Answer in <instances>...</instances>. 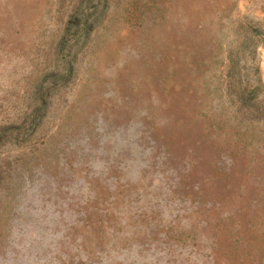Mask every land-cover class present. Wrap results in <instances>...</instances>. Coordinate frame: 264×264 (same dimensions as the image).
Returning <instances> with one entry per match:
<instances>
[{
  "label": "rangeland",
  "instance_id": "rangeland-1",
  "mask_svg": "<svg viewBox=\"0 0 264 264\" xmlns=\"http://www.w3.org/2000/svg\"><path fill=\"white\" fill-rule=\"evenodd\" d=\"M0 264H264V0H0Z\"/></svg>",
  "mask_w": 264,
  "mask_h": 264
},
{
  "label": "trees",
  "instance_id": "trees-1",
  "mask_svg": "<svg viewBox=\"0 0 264 264\" xmlns=\"http://www.w3.org/2000/svg\"><path fill=\"white\" fill-rule=\"evenodd\" d=\"M260 84V83H259Z\"/></svg>",
  "mask_w": 264,
  "mask_h": 264
}]
</instances>
